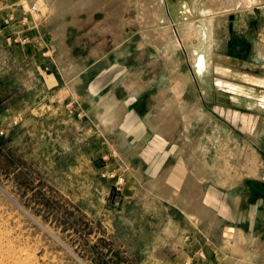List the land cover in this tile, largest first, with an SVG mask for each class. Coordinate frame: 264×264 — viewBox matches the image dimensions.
Returning a JSON list of instances; mask_svg holds the SVG:
<instances>
[{
    "label": "rangeland",
    "instance_id": "rangeland-1",
    "mask_svg": "<svg viewBox=\"0 0 264 264\" xmlns=\"http://www.w3.org/2000/svg\"><path fill=\"white\" fill-rule=\"evenodd\" d=\"M203 1L161 0L157 16L142 0L19 2L39 27L35 60L65 80L47 91L39 67L16 61V39L0 35V264H163L206 237L214 251L235 217L252 232L245 223L254 209V231L264 233V86L216 72L240 70L226 54L261 67L264 10L246 12L232 34L230 14L215 12L208 49L202 36L175 45L191 19L185 6ZM192 53L206 55L204 72ZM216 77L243 84V93L218 89ZM110 98L114 115L125 110L111 135ZM131 113L134 130L125 126ZM104 137L115 148L96 157ZM128 171L140 188L132 198L126 181L115 194ZM199 244L186 263L206 257Z\"/></svg>",
    "mask_w": 264,
    "mask_h": 264
},
{
    "label": "crops",
    "instance_id": "crops-1",
    "mask_svg": "<svg viewBox=\"0 0 264 264\" xmlns=\"http://www.w3.org/2000/svg\"><path fill=\"white\" fill-rule=\"evenodd\" d=\"M20 1L21 0H3V1L0 0V35L4 39H7V40L16 39V43L14 44V47H13V51L15 52V55H16V61L19 63H24L26 61H29L32 65L39 67V69L41 70L39 71V75L41 76L42 86L47 91H50L53 89L61 90L63 89V82L65 80L63 76L60 73L52 71V69L50 70L47 69L46 71L45 69L46 61H42L40 62V64H38V61L35 60L36 56L34 54L38 52L39 45L41 43L37 39V34H39V27L30 26V23L28 22L29 18L27 19V16H24L26 15V13L24 9L22 8V6H19ZM246 12L250 13V11H242V13L240 12L241 14L238 13L240 17L238 18L237 26H234V25L232 26V20L230 19L231 22L230 21L229 22L231 23V26H229V29H228L229 34H232L236 29L242 27L245 24ZM29 16L30 15H28V17ZM9 17H13L14 19L18 18V19L17 21H14V20L10 21ZM229 17L231 18L232 15H229ZM20 38H26L29 40V42H27L25 46H23L21 45V43L18 42V39ZM226 57L228 59H231L233 63L240 68L239 71H245V72L251 73L252 68H250V66H248V68H245L242 65V63H237L238 61L235 59H240L241 61H245L246 63L250 65L254 64L253 62L246 61L242 57H238L236 55H231V54L230 55L226 54ZM261 64H264V62ZM257 68H260V66L253 68L254 70H252V73L258 74L260 76L263 75L264 74L263 71L260 73L255 71V69ZM42 69L44 71H42ZM226 70L231 71L232 69L228 68ZM234 70H237V69H234ZM229 83H232V82L229 81ZM96 85L97 84L94 83L92 84V87H95ZM112 100L113 99L110 98L111 105H108V107H105L106 114L108 113V117H106L108 119V124H106L108 125V127L106 128H108V134L110 135L111 133L114 132L116 127L120 125L122 121L120 120L121 117L122 118L125 117V114H124L125 110L124 109L122 110V106L119 107L120 110L116 111V115H114L113 110H111L113 108L115 109V105L112 103ZM107 110H111V111H107ZM109 112L111 113V115L109 114ZM121 114H123L124 116H121ZM112 115H114V117ZM128 118L129 119L126 122L125 126L129 128V130H134L139 127L137 123H136L137 125L136 124L133 125L132 121H130L132 118V113ZM140 124L142 128L143 127L142 123L140 122ZM110 148L112 149L115 147L111 145L109 141L106 140L105 137L102 140L100 139L98 152L97 154H95L97 155L96 157L101 156L102 154H106L107 152H109ZM111 160H114V159L111 158ZM125 160H127V156H125ZM139 175L140 176L136 178L137 180L142 181L143 180L142 174H139ZM125 177H126L125 179L126 183H125V189L123 190V193H125L126 198H132L133 196L136 195L137 192L139 193L140 188H135V181H134L135 174L133 172L131 171L126 172ZM152 185L153 186L155 185L157 188L160 187L158 189L161 191H164L165 193L170 194L176 191L175 188H169L166 184H164V188H162L160 182H158L157 180L152 182ZM143 189H149V188H143ZM255 212L257 213V210L255 211L254 209L252 212L254 213L252 215V219L250 220V217H247L246 218L247 223H245V225L247 226V229L249 226V230H252V232L251 231H247L246 233L243 232L241 230V227H239V224L243 225L242 223L245 220L238 221L239 220L238 218L233 217L236 220L235 223H231L233 227L230 225L231 227L228 226L223 230L224 232L222 235V243L219 245V247L214 248L215 249L214 251L212 250V247H210V241L208 240L209 238L207 237H206L207 241H205L204 244L196 243V244H199L200 250H202L206 254V257L205 258L194 257L193 264H213L216 262L217 257H221L222 260H224L225 257L231 258L233 260L236 259L238 264L240 263L241 264H246V263L264 264V233L263 232L259 233V232L254 231L256 228ZM226 215L228 219H231V217H229V212ZM233 228H235L236 232L231 231L232 232L231 233L230 230H234ZM246 239L253 240L252 250L249 248V244L245 242ZM196 241L198 240L196 239ZM191 244H190L191 248H183V249L180 248L175 253H173L171 256H169L166 260H164L163 264H188L186 263V261H188L186 260V257L192 256L191 254L194 255L196 251L193 250V247L197 246L196 244H194V242L192 245ZM213 253L215 254L216 257L214 256ZM211 257H214V258L211 259Z\"/></svg>",
    "mask_w": 264,
    "mask_h": 264
},
{
    "label": "bare ground",
    "instance_id": "bare-ground-1",
    "mask_svg": "<svg viewBox=\"0 0 264 264\" xmlns=\"http://www.w3.org/2000/svg\"><path fill=\"white\" fill-rule=\"evenodd\" d=\"M160 1L161 0H142L143 5L145 7V8H143L144 9L143 12L147 13V15H149L147 12V9L150 11V10H152V8L154 6L155 7L154 9H156L157 11H152V13L154 12L155 15L157 16L159 14L158 9L160 8ZM203 3L204 4H202V7H198L197 10L196 9L192 10L188 5L185 6V15H189L190 17H188V18H191V19L183 23L185 26L181 32L178 33V31H176L177 34H179V37L177 36V39L175 40L176 41L175 45L181 46L182 42L186 45H187V43L194 44L193 39L195 38V40L196 39L201 40L200 38L202 36L203 40H205V43H206L205 47H206V49H208L210 47V38H211V26H208V22L211 25H214L213 24V16H214L215 12L216 13L218 12V14L222 13L221 15L225 14L223 16H228L229 14L233 16L234 13H236V12L242 13V11H245V10L250 11V12L253 10L255 11V9L264 10V0H204ZM198 6H200V5H198ZM194 13H195V15H194ZM206 20H207V22H206ZM233 22H234V20H232V23ZM197 25H200V26H197ZM232 25H234V23ZM197 46H195V47H197ZM206 49H205V51H206ZM197 50H196V52H197ZM189 56H191L194 60L193 63H194L195 72L200 73L206 69V67L208 65V60L206 59L205 54L195 55L194 53H192V55H189ZM228 63H229V61H228ZM247 65L250 66V68H252V69L255 68L248 63H247ZM226 69H228V67L218 66L216 69V72L221 73V75L233 76L235 78H239L244 83L251 84L253 86H257V87L264 86V80L256 79V78H253L252 76L250 78H248L244 74V72L239 71V70L232 69L231 71H229V70L227 71ZM184 78L185 77H182L181 80ZM227 81L228 80H225L222 77H216L215 78V85L218 89L219 88L220 89L221 88L230 89V91H232V93H234V94H238V93L242 94L243 93V89H242L243 84L241 85L239 83H229V81L228 82ZM182 82L183 81H179L177 83L181 84ZM262 91L264 92V90H262ZM249 97H251V95ZM259 97L260 96H258V98ZM254 98H256V97H254ZM261 98H262L261 101L264 103V94L261 95ZM228 155H229V153H228Z\"/></svg>",
    "mask_w": 264,
    "mask_h": 264
},
{
    "label": "built area",
    "instance_id": "built-area-1",
    "mask_svg": "<svg viewBox=\"0 0 264 264\" xmlns=\"http://www.w3.org/2000/svg\"><path fill=\"white\" fill-rule=\"evenodd\" d=\"M118 176H120V177H118L117 181L114 184L115 194H118V193L121 194V191L123 190L122 184H123V182H125L123 175H118ZM120 194L116 195V197H115V200H114L115 205H118V203L120 202V200H119Z\"/></svg>",
    "mask_w": 264,
    "mask_h": 264
},
{
    "label": "water",
    "instance_id": "water-1",
    "mask_svg": "<svg viewBox=\"0 0 264 264\" xmlns=\"http://www.w3.org/2000/svg\"><path fill=\"white\" fill-rule=\"evenodd\" d=\"M184 11H185V9H184ZM189 16V15H188ZM190 17V16H189ZM238 18H239V14L238 13H235L230 19L231 20H234V25L235 26H237L238 25ZM238 62L237 63H242V65L245 67V68H248V65H247V63L245 62V61H241L240 59H236ZM263 69H264V64H262L261 65V67L260 68H257V69H255V71L256 72H262L263 71ZM252 70H254V69H252ZM251 70V71H252Z\"/></svg>",
    "mask_w": 264,
    "mask_h": 264
}]
</instances>
